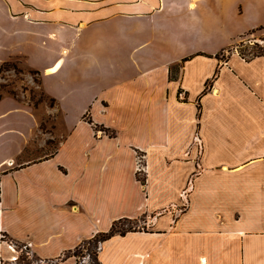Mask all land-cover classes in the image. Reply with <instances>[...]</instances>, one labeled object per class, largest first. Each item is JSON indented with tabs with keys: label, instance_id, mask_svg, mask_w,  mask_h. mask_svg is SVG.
<instances>
[{
	"label": "crops",
	"instance_id": "1",
	"mask_svg": "<svg viewBox=\"0 0 264 264\" xmlns=\"http://www.w3.org/2000/svg\"><path fill=\"white\" fill-rule=\"evenodd\" d=\"M254 31L264 0H0V65L61 115L0 98V264H77L125 220L98 264H264V56H221Z\"/></svg>",
	"mask_w": 264,
	"mask_h": 264
},
{
	"label": "rangeland",
	"instance_id": "2",
	"mask_svg": "<svg viewBox=\"0 0 264 264\" xmlns=\"http://www.w3.org/2000/svg\"><path fill=\"white\" fill-rule=\"evenodd\" d=\"M250 41L255 42L258 46L254 47L255 43L252 46H249L248 42ZM262 41H264V32L254 31L248 33L246 36L239 39L235 46L223 50L221 56L225 58L232 52L235 53V51L238 54H245L250 51L252 56L246 57L245 55H242L244 57L243 61L247 62L254 58L253 55L256 53L257 48L260 47L261 50L264 49ZM13 67H16V70H14ZM4 96H13L20 101L28 103L38 116L42 130H44L45 133H56L60 125L61 115L55 109V102H51V97H49L42 89L38 73H35L34 70L27 67L21 56L13 57L8 61V65H6L0 72V98ZM39 136L40 134L38 137ZM53 145L54 141L50 140L48 142V151L53 149ZM138 178L143 179L141 175H138ZM183 203L184 205L179 209L184 208L185 201H183ZM142 227L143 224L141 221H123L116 224L117 231H125L128 229L136 231L141 230ZM101 237L102 236H96L85 241L72 251V255L78 262L77 264H96L93 260L95 252L94 248L97 246ZM20 260L25 263H28V261H35L34 257L26 253L24 249L21 252Z\"/></svg>",
	"mask_w": 264,
	"mask_h": 264
},
{
	"label": "trees",
	"instance_id": "3",
	"mask_svg": "<svg viewBox=\"0 0 264 264\" xmlns=\"http://www.w3.org/2000/svg\"><path fill=\"white\" fill-rule=\"evenodd\" d=\"M256 46H258L256 43L254 44V47H256ZM260 51V52H259ZM254 57H256V56H264V49L263 50H261V48L259 47V48H257V51H256V53H254V55H253ZM6 65H8V62H4V63H2L1 65H0V72L5 68V66ZM13 69L14 70H16V67H13ZM35 73H37V72H35ZM51 100V102H55V100L53 99V98H51L50 99ZM40 128H41V123H40ZM42 129V128H41ZM125 221H129V220H125ZM123 222V221H122ZM120 223V222H119ZM117 224V223H116ZM116 224L114 223L112 226H111V228H110V230L107 232V233H104V234H102V235H99V236H102L101 237V239L98 241V244H97V246L94 248V250H95V252H94V255L97 253V249H98V247H99V244L102 242V241H104V240H106V239H108V238H110L111 236H113V235H115V234H118V235H124L125 233H127V232H131V231H134V230H131V229H128V230H125V231H117L116 230ZM99 236H97V237H99ZM95 262H96V264H98V262L95 260Z\"/></svg>",
	"mask_w": 264,
	"mask_h": 264
},
{
	"label": "built area",
	"instance_id": "4",
	"mask_svg": "<svg viewBox=\"0 0 264 264\" xmlns=\"http://www.w3.org/2000/svg\"><path fill=\"white\" fill-rule=\"evenodd\" d=\"M255 42H252V41H250V42H248V44H249V46H252L253 44H254ZM263 44V43H262ZM264 45V44H263ZM262 45V46H263ZM235 53L242 59V60H244V57L242 56V55H245L246 57L247 56H252V53L250 52V51H248V53H245V54H238L236 51H235ZM181 95L182 94H180L179 96L181 97ZM143 158H142V156H137V158H136V173L138 174V175H140V173H142V172H144V164H143V160H142ZM184 205V203L182 204V206ZM185 207V206H184ZM182 210H183V208H182ZM180 211V210H179Z\"/></svg>",
	"mask_w": 264,
	"mask_h": 264
}]
</instances>
